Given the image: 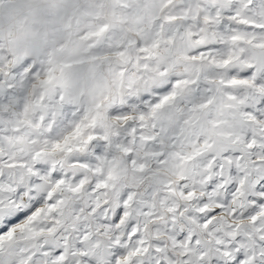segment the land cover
Returning <instances> with one entry per match:
<instances>
[{"label":"snow or ice","instance_id":"obj_1","mask_svg":"<svg viewBox=\"0 0 264 264\" xmlns=\"http://www.w3.org/2000/svg\"><path fill=\"white\" fill-rule=\"evenodd\" d=\"M0 264H264V0H0Z\"/></svg>","mask_w":264,"mask_h":264}]
</instances>
